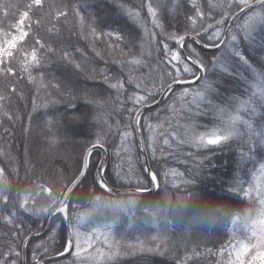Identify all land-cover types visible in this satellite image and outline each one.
I'll return each instance as SVG.
<instances>
[{
	"label": "trees",
	"instance_id": "1",
	"mask_svg": "<svg viewBox=\"0 0 264 264\" xmlns=\"http://www.w3.org/2000/svg\"><path fill=\"white\" fill-rule=\"evenodd\" d=\"M157 2L43 0V7L29 9L32 0H0V48L7 47L18 32L15 26L23 13H29L24 24L28 36L17 41L13 55L11 52L9 56L0 55L12 68V74H6L7 69L0 65V210L6 198L9 204L24 202L32 211L16 212L12 223L3 219L9 213L0 215V261L4 264L13 261L23 264L25 238L46 227L66 189L79 176L77 169L82 155L98 137H102L108 151L105 177L110 184L150 187L133 132L135 112L155 101L173 81L191 79L198 73L182 57L183 63H169L171 56L163 46L167 44L172 52L176 49V40L169 39L172 34L177 38L193 35L206 44H218L207 39L217 27L207 32L204 28L223 16H232L245 5L240 0H180L175 15L157 9L161 27H156L147 5L152 3L155 8ZM124 8L138 12V18H130ZM197 11L202 14L198 16ZM252 11L239 19L234 33ZM222 25H227V21ZM109 32L121 39L115 34L107 35ZM36 41L45 47L40 48ZM240 43L250 61L264 66L262 45L257 47L243 37ZM185 48L202 62L204 78L196 86L175 87L158 114L148 111L140 121L158 188L150 195L138 196L133 209L135 227L149 229L152 213L161 210L166 215L169 236L165 242L149 240L153 243L151 250L138 251L137 246L129 247L124 241L119 247L130 254L107 264H216L217 251L230 239L227 223L231 213L249 206L248 200L228 192L238 168L236 145L230 141L196 147L190 141L192 133L187 132L196 120L210 121L200 114L190 116L186 110L195 91L204 90L205 82L208 91L202 107L212 99L223 101L239 91L241 81L234 74L240 58L236 53L223 55L221 50L203 51L191 41L186 42ZM193 48L195 53L191 51ZM33 50L40 64L30 69V79L24 67ZM217 57H221L219 63ZM133 60L140 63H131ZM172 64L181 69L179 75ZM184 64L192 68L194 75L183 71ZM121 83L122 89L111 87ZM185 91L188 94L181 96ZM138 93L145 97L140 103L136 101ZM195 126L194 131L204 128L200 124ZM153 134L156 139L152 145ZM154 151L162 155V160ZM100 159L101 152L94 151L87 180L70 197L72 229L77 214L90 207L96 195L113 196L97 184ZM132 175L138 182H123L122 177ZM169 193L171 205L166 213L162 208ZM121 230H126L125 223L118 225L116 231ZM65 237H68L66 217L58 212L47 233L28 241L26 264L64 252L61 246ZM69 262L76 264L73 252L46 264Z\"/></svg>",
	"mask_w": 264,
	"mask_h": 264
},
{
	"label": "rangeland",
	"instance_id": "2",
	"mask_svg": "<svg viewBox=\"0 0 264 264\" xmlns=\"http://www.w3.org/2000/svg\"><path fill=\"white\" fill-rule=\"evenodd\" d=\"M261 11L263 10L257 8L245 16L239 24L238 41L235 43L234 48L223 54L239 53L237 56L240 60L236 65L237 68L234 74L241 81V84H238L239 91L223 101L212 99L202 107L204 99L201 100L196 96V93L204 90L198 88L193 95L191 105L186 108L190 116L200 114V116L210 119L209 122L196 120L197 123L190 125L187 132H191L190 136L192 137L198 133L207 134L213 128L227 127L230 116L237 114V109H240V102H249L239 114L244 120L249 121L252 128L249 129L245 124L238 123L235 128L239 135L221 143L225 144L232 141L236 145L239 154L238 168L233 180L230 182L228 192L236 197L248 200L249 206L244 211L231 213V218L227 223L230 239L217 251L216 264H264V173H261L260 170V165L264 163V142H260L261 137L264 136V98H262L264 82L258 79V77H264V66L250 61L247 55L243 53L240 43V38L243 37L247 41H253V44L257 47L259 45L264 47V23L255 24L248 36H244L242 27L253 13ZM23 37L19 35L18 31L8 42L7 47L0 48V55L8 50L13 41L17 42ZM173 52L178 51L175 49ZM261 57L264 60V54ZM139 97L145 99L143 94L138 93L136 101ZM143 100H139V103ZM220 109L225 110L223 114L220 113ZM196 124H200L204 128L200 131H194ZM208 138L211 139L212 137ZM154 139L156 137L153 134L150 139L152 145ZM156 154L157 151H154V155ZM132 177H122L123 182L126 184L138 182V178ZM1 181L0 172V183ZM249 188L252 191L249 192ZM96 196L101 199L96 200ZM96 196L91 206L81 210L73 222V228H76L80 233L83 244L79 256L76 255L75 249L72 251L76 264H107L118 257H126L130 254V251L119 247L124 241L129 247L137 246V250L142 251L153 248V243H150L149 240L165 242L168 238L166 215L165 212L162 214L161 210L152 213L149 229L135 227L136 215L133 209L138 201V196L115 197L101 194ZM166 200L167 202L162 211L168 213L171 205L170 193ZM121 223H125L126 230L117 233V227ZM75 238L74 236V240ZM86 239L91 240L90 245L83 243ZM234 246L239 247L238 253L231 252ZM179 264H186V262H180Z\"/></svg>",
	"mask_w": 264,
	"mask_h": 264
},
{
	"label": "snow or ice",
	"instance_id": "3",
	"mask_svg": "<svg viewBox=\"0 0 264 264\" xmlns=\"http://www.w3.org/2000/svg\"><path fill=\"white\" fill-rule=\"evenodd\" d=\"M241 2L243 4H247L248 0H241ZM37 7V8H41L43 7V0H32V3L28 5V8L31 9L32 7ZM180 6V0H168V2H165V0H158L156 7L154 8L152 3H149L147 5V9L148 12L151 14V16L153 17V24L156 27H161L158 18H157V9H162V10H167L169 12H171L173 15H175L176 11L178 10ZM123 7V6H122ZM195 7V5H194ZM259 7L264 10V0H260V4ZM124 10L128 13L129 17L132 19H137L139 16V13H134L131 9L128 8H124ZM202 13H200L199 11H197V15H201ZM62 15H64L62 13ZM29 16V13L26 11L23 13L19 23L15 26L16 29L19 31V35L20 36H28V32L24 31V24H25V18H27ZM81 20H83V18H81ZM192 24H195V20L191 21ZM223 23V21L218 22L217 24V30L212 32V35L208 36L207 39L214 41V42H218L219 43V47L220 50L222 52H227L228 50H231L234 48L235 43L238 41V34L234 33L232 29H228L227 33H222L219 29V24ZM257 23H264V11L261 12H256L253 13V15H251L244 23L243 27V32H244V36H248L251 31L253 30L255 24ZM201 27H203V23L201 24ZM213 26L212 25H208V28L205 29V31L207 32L209 29H212ZM185 30H188L187 28H185ZM192 31H195V28L191 29ZM95 29H93V33L95 34ZM115 33L113 32H109L107 33V35L112 36ZM116 38L119 40L121 39V37L118 34H115ZM169 39H175L176 43L183 48L186 44V37L181 35L178 38L172 34L169 36ZM193 42H195V38L193 37ZM36 44L39 45L40 48H44L45 45L43 43H41L40 41H36ZM164 49L169 52L171 59L169 60V63H171L172 61H179L180 63H183V60L181 59V55L179 52H172L171 49H169L168 45L165 44ZM17 49V42L13 41L12 44L9 46L8 50L4 51V56H9V53L11 52L13 55V50ZM49 51H51V49H48ZM18 52L20 50H17ZM193 53H195V49L193 48L191 50ZM237 55H239V53H237ZM188 59H190V57H186ZM221 57H217V63H219ZM131 63L134 64H138L140 63L139 60H133L131 61ZM193 64L195 65H199L201 67V69L203 68V64L200 60H193L192 61ZM40 64V60L38 59L37 56V52L35 50H33L30 54V59L27 61L25 67H24V71L29 72V78L32 79L31 74H30V69L33 66H38ZM0 65H3L5 69H7L6 74H12V68L8 67L5 63H4V59L3 56H0ZM220 67H223L222 64L219 65ZM76 67H79V65H76ZM172 67L175 68L177 75L180 74L181 69L176 67L175 64H172ZM183 71L193 74L192 72V68H190L188 66V64H184L183 65ZM197 79H199V77H197ZM258 79L261 82H264V77H258ZM111 87L113 88H123V84H113L111 85ZM137 87H139V85H137ZM203 88L204 91H199L196 93V96L199 97L201 100H203L205 98V93L208 91V86H207V82H205L203 84ZM187 91L182 92L181 96L187 95ZM262 98H264V93H262ZM143 97H139V100H143ZM249 102L247 101H241L240 102V109H237V114L230 116L229 118V123L227 127L224 128H213L211 130V132L207 133V134H203V133H198V134H194L191 137V142L193 144V146L196 147H207L208 145H218L221 144L222 142H227L229 141L231 138L239 135V133L237 132L235 126L238 123H242L245 124L249 129L252 128V125L249 123V121L244 120L242 118V116L239 114V112L244 109L245 105L248 104ZM46 107V106H45ZM221 114L224 113V109H220L219 110ZM139 118H140V114L137 113L136 115V122L137 124L139 123ZM208 137H212L211 139H209ZM55 139H53V143H55ZM260 142H264V136L261 137V141ZM104 150V144L102 142V137H98L96 142L93 144L92 148H89L87 150L86 154H83L81 157V160L79 162V168L77 169V175L80 176V180L78 181V183H82L84 180H87L88 178V169L90 168V157L93 155V152L95 150ZM107 162H101L100 166L97 168V174L101 177V180L103 179L102 173L103 170L105 168ZM260 170L261 173H264V163H262L260 165ZM151 179L152 181L156 180V176L154 174H151ZM252 191L251 188H249V192ZM92 195H95V193H93ZM101 198L99 196H96V200H100ZM24 200H27V197L24 198ZM131 203V202H130ZM13 209H15V211H13ZM23 211V212H32L31 209L29 207H26V204L24 202L17 204V203H12L9 204L7 202V199L5 198V203L4 206L2 208V210H0V215H2L3 213L7 212L9 213V215H4L3 219L7 222V223H12L13 222V218L16 216V212L19 211ZM53 211H57L59 213H62L66 218L68 215V205H60L58 208L54 209ZM36 214V213H33ZM71 236H75V240L73 241L71 239ZM83 243H87V244H91V240H85L83 241ZM83 244L82 241L80 239V233L78 232V230L76 228H73L72 233L68 236L64 238V242L62 244V248L63 249H68L69 252H71V250L74 248L76 251V255L79 256L80 254V250L82 248ZM45 252H47V249H45ZM231 252H239V247L234 246L231 249ZM61 255H65V253L63 251L60 252ZM17 256H19V253H16ZM33 259H35V257H33ZM0 264H4V261H0ZM12 264H15V262L13 261ZM69 264H72V262H69Z\"/></svg>",
	"mask_w": 264,
	"mask_h": 264
},
{
	"label": "water",
	"instance_id": "4",
	"mask_svg": "<svg viewBox=\"0 0 264 264\" xmlns=\"http://www.w3.org/2000/svg\"><path fill=\"white\" fill-rule=\"evenodd\" d=\"M259 4H260V0L251 2V3L247 4V5H245L244 7H242L234 15H232L231 18H228L227 16H224L222 19L217 20V21L211 23L210 25H212L213 27H215V26H217L218 22L228 20V25H227L226 30L224 32L226 34L227 31H228V29H233L235 23L239 20V18L242 15H244L248 11L254 9L255 7L259 6ZM206 28H208V26H206L205 29ZM185 37H186V41L189 40V41H192L193 42V39L192 38L194 36L187 35ZM194 38H195V42H193V43L196 44L199 48L203 49L204 51H207V52H215V51H217V50L220 49L219 44L218 45H206V44L202 43L201 41H199L196 37H194ZM177 48H178V51L180 52V54L187 61H191V62L193 61V58L184 49V47L181 48L177 44ZM186 57H190V59H188ZM196 67L198 68L199 73H198V75L195 78L189 79V80H177V81L172 82L170 85H168L164 89V91L162 92V94L160 95V97H159V99L157 101H155L154 103H151V104L144 105V106L140 107L137 110V112L135 113L134 120H133V129H134V133H135V136H136L137 146H138V149H139V152H140L141 160H142V163L144 165V168H145V171H146V175L149 178L150 183H151L150 188L149 189H139V188H119V187H114L111 184H109L107 182V180L105 179V176H104V170H105V168H104L103 173H102V176H103V179L102 180H101V177L97 174L98 177H99V178H97V182H98L99 186L104 191H106L109 194L117 195V196H125V195L142 196V195H149V194H152L153 192H155V190L157 188V180L152 181V179H151L150 173L151 174H154V173H153V171H152V169L150 167V164H149V158H148V154H147V150H146L144 138H143V135H142V132H141L139 123L137 124V122H136V115H137V113H139L140 114V117H141V115L144 112H146L148 110H151V109H154V108H156L155 109V114H156L159 110H161V104L163 103V101L165 100L166 96L168 95V93L173 88H175V87H187V86H193V85L197 84L202 79V77L204 76V70H203V68L201 69V67H199L198 65H196ZM197 77H199V79H197ZM139 122H140V118H139ZM90 148H92V147H90ZM97 150H99V149H97ZM99 151H101V153H102L100 163L101 162H107V159H108L107 150L104 148V150H99ZM86 153H87V151H86ZM100 163H99V166H100ZM79 180H80V176H78L72 182V184L67 188V190L65 191V193H64V195L62 197L61 202L59 203V205L56 208H58L60 205H65V206L68 205L69 199H70L71 195L74 193V191L81 184V183H78ZM56 213H57V211H53V213L50 216V219L48 221L47 227L42 232L35 233V234H31V235H29L25 239V241L23 243V247H22L23 257H24V264H25V255H26L25 254L26 253V244H27L28 240L30 238H35L37 236H41L44 233H46L48 231L49 226H50V223H51V221H52V219H53V217H54V215ZM66 223H67V227H68V236H69L72 233L71 223H70V212H69V208H68V215H67V218H66ZM71 239L73 240V236H71ZM72 250H71V252H72ZM71 252H69L68 249H65V251H64L65 255L58 254V255H54V256L45 257V258L41 259L40 261H38L36 264H45L47 262H51V261H54V260L61 259V258L65 257L66 255L70 254Z\"/></svg>",
	"mask_w": 264,
	"mask_h": 264
}]
</instances>
